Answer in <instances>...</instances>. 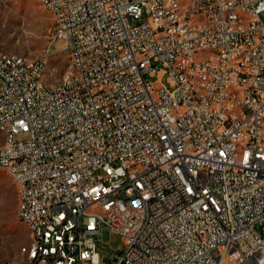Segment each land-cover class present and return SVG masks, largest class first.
I'll return each instance as SVG.
<instances>
[{"label": "built area", "instance_id": "1", "mask_svg": "<svg viewBox=\"0 0 264 264\" xmlns=\"http://www.w3.org/2000/svg\"><path fill=\"white\" fill-rule=\"evenodd\" d=\"M40 2L70 68L0 43L27 264H264V0Z\"/></svg>", "mask_w": 264, "mask_h": 264}, {"label": "rangeland", "instance_id": "2", "mask_svg": "<svg viewBox=\"0 0 264 264\" xmlns=\"http://www.w3.org/2000/svg\"><path fill=\"white\" fill-rule=\"evenodd\" d=\"M139 21L132 20L131 24ZM52 18L40 0H0V43L7 54L23 55L34 59L47 58L44 81L54 83L68 63V54L62 50L63 41L51 35ZM154 83H165L166 75L147 76ZM17 187L15 179L0 169V264L6 262L27 264L21 247L30 238L26 226L16 217ZM100 241L102 264H115L111 251L123 247L116 233L96 236Z\"/></svg>", "mask_w": 264, "mask_h": 264}, {"label": "bare ground", "instance_id": "3", "mask_svg": "<svg viewBox=\"0 0 264 264\" xmlns=\"http://www.w3.org/2000/svg\"><path fill=\"white\" fill-rule=\"evenodd\" d=\"M62 50H64V51L67 52L68 59H69L67 65L65 66V68H70V66H71V59L69 57L68 48L62 47ZM5 54H6V57H17V56H21V55L7 54V53H5ZM23 58L24 59H29V58H27L25 56H23ZM34 59H36V58H34ZM64 69H63L62 73L64 72ZM15 212H16V216H18L17 204H16ZM18 219L26 226V228L28 229V233H29V238H30L29 242L25 246H22L21 247V252L25 255L26 262L28 263V259L30 257L29 244H34V242L36 241L35 226H33L32 221H29L27 218H18Z\"/></svg>", "mask_w": 264, "mask_h": 264}]
</instances>
